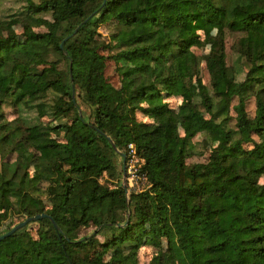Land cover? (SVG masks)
Listing matches in <instances>:
<instances>
[{
    "label": "trees",
    "instance_id": "16d2710c",
    "mask_svg": "<svg viewBox=\"0 0 264 264\" xmlns=\"http://www.w3.org/2000/svg\"><path fill=\"white\" fill-rule=\"evenodd\" d=\"M25 3L0 19L45 28L0 32V235L43 213L60 231L31 221L0 240V264H140L146 239L166 241L147 264H264V0ZM200 133L209 154L188 163ZM130 144L147 184L127 193Z\"/></svg>",
    "mask_w": 264,
    "mask_h": 264
},
{
    "label": "rangeland",
    "instance_id": "374dc122",
    "mask_svg": "<svg viewBox=\"0 0 264 264\" xmlns=\"http://www.w3.org/2000/svg\"><path fill=\"white\" fill-rule=\"evenodd\" d=\"M25 4H26L25 0H0V19L8 20L9 15L23 9ZM33 29L45 31L44 27H41V28L35 27ZM33 29L29 28L27 25L23 24L22 22L14 21V22H11L9 25L0 27V32L4 35L14 34L19 39H22L23 37H25V34L27 32ZM115 30L116 29L113 24H103L99 28L100 37L106 40H110ZM239 35H240L239 33H232L230 31H228L227 33L228 63L234 66H238V54L234 49V44L236 40L238 39ZM193 50L197 54L202 55L206 53L209 49H208V45L206 44V42H200L198 46L193 47ZM139 62H140L139 60H136V61L133 60L134 64L139 63ZM106 74L115 85H119V76L117 75L115 71V65L113 61H109V66L106 71ZM201 76L204 82L207 85H210V77H209L207 70L204 67L201 69ZM238 78L242 79L243 74H240ZM75 95L77 97V101L88 112V106L83 104L84 103L83 99L89 95L88 92L85 89L79 88ZM177 103L178 102L173 99V104L175 106L177 105ZM5 110L7 112V116L9 119H14L18 115L17 113H15V110L9 107L8 105L5 106ZM249 111L251 114H253V111H254L253 103L249 105ZM45 119L46 121H49L47 120V118ZM204 137H205V133H200L196 136L195 138L196 143H195L194 149L191 151V154L188 156V159H187L188 163L204 161L206 157L208 156L209 150L208 152H205L202 145L200 144V141ZM118 160H119V163L122 162V159L120 157L118 158ZM141 162L142 160L140 159L139 156L133 159L130 157L126 159L127 177H128L127 185L129 186L130 190H140L143 187H145V185L147 184L146 179L142 176H138V173H137V169L139 165L141 164ZM123 166H124V163H123ZM122 169H123V174L121 177V183L123 184L124 168ZM102 182L107 183V184H114L112 180L109 179L107 174L103 176ZM261 182H264V177L261 178ZM130 190H128V193L130 192ZM36 228L37 226L34 225V228H33L34 233H35ZM93 230H95L94 227H89V228L84 229L83 233L90 234L93 232ZM165 249H166L165 240L156 241L153 239H146V243L140 249L139 255H138L140 264H147L155 254H162L165 251Z\"/></svg>",
    "mask_w": 264,
    "mask_h": 264
},
{
    "label": "water",
    "instance_id": "95a60500",
    "mask_svg": "<svg viewBox=\"0 0 264 264\" xmlns=\"http://www.w3.org/2000/svg\"><path fill=\"white\" fill-rule=\"evenodd\" d=\"M75 31H77V30H75ZM109 140L111 141V143H112L114 149L117 150V151H119V150L117 149L116 144L114 143V141H113L110 137H109ZM120 154L123 156V163H124V166H123V168H124V180H123V184H122V186H123V188L126 190V192L128 193V185H127V178H128V177H127V166H126V154L123 153V152H121ZM42 217H49V218L51 219L53 225L55 226L56 230H57V231H60V226L58 225V223L56 222V220H55L52 216H50V215H48V214H46V213H43V214H37V215H34V216H29V217H27L26 219L22 220L21 222L17 223V224H16L15 226H13L10 230H8L7 232H5V233H3L2 235H0V240H2V239H4V238H6V237L12 235V234L15 233L17 230H19V229L25 227V226H26L28 223H30L31 221H33V220H38V219H40V218H42Z\"/></svg>",
    "mask_w": 264,
    "mask_h": 264
},
{
    "label": "built area",
    "instance_id": "2783aa9c",
    "mask_svg": "<svg viewBox=\"0 0 264 264\" xmlns=\"http://www.w3.org/2000/svg\"><path fill=\"white\" fill-rule=\"evenodd\" d=\"M128 156H129L130 158H132V159L138 156L134 144H130V145H129ZM142 162H143V160H142ZM142 162H141V163H142ZM140 166H141V164L139 165V167H138V169H137V173H138V171H139ZM138 176H142V175H140V174L138 173ZM142 177H143V176H142ZM144 178H145V177H144ZM140 190H141V189H140Z\"/></svg>",
    "mask_w": 264,
    "mask_h": 264
}]
</instances>
